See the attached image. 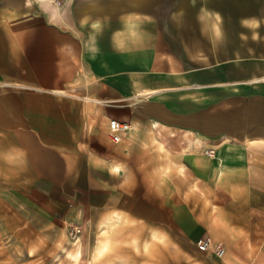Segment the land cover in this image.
<instances>
[{
	"label": "crops",
	"instance_id": "1",
	"mask_svg": "<svg viewBox=\"0 0 264 264\" xmlns=\"http://www.w3.org/2000/svg\"><path fill=\"white\" fill-rule=\"evenodd\" d=\"M156 261L264 264V0H0V264Z\"/></svg>",
	"mask_w": 264,
	"mask_h": 264
},
{
	"label": "built area",
	"instance_id": "2",
	"mask_svg": "<svg viewBox=\"0 0 264 264\" xmlns=\"http://www.w3.org/2000/svg\"><path fill=\"white\" fill-rule=\"evenodd\" d=\"M62 0H55V5L60 7ZM109 136L113 143H118L120 141V134L125 133L130 130L129 124L125 122H119L117 120H110L108 124ZM209 156L213 155L212 151H208ZM80 231L77 228H70L69 237L72 241H77ZM197 249L200 252H207L212 250L217 257H221L224 254V250L218 246L212 245L209 239H201L197 242Z\"/></svg>",
	"mask_w": 264,
	"mask_h": 264
},
{
	"label": "rangeland",
	"instance_id": "3",
	"mask_svg": "<svg viewBox=\"0 0 264 264\" xmlns=\"http://www.w3.org/2000/svg\"><path fill=\"white\" fill-rule=\"evenodd\" d=\"M173 251H174V249H172V252H173ZM113 263H114V262H113ZM154 263H155V264H162L161 262H159V263H158L157 261H156V262H154ZM145 264H146V262H145ZM149 264H150V262H149ZM171 264H174V263H173V262H171Z\"/></svg>",
	"mask_w": 264,
	"mask_h": 264
},
{
	"label": "bare ground",
	"instance_id": "4",
	"mask_svg": "<svg viewBox=\"0 0 264 264\" xmlns=\"http://www.w3.org/2000/svg\"><path fill=\"white\" fill-rule=\"evenodd\" d=\"M79 248V247H78ZM78 251V250H77ZM77 253V252H76Z\"/></svg>",
	"mask_w": 264,
	"mask_h": 264
}]
</instances>
